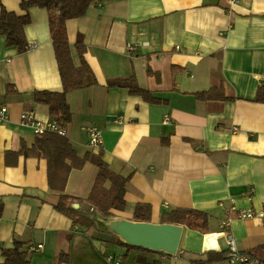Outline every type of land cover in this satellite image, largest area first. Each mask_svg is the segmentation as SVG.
<instances>
[{"label":"crops","instance_id":"1","mask_svg":"<svg viewBox=\"0 0 264 264\" xmlns=\"http://www.w3.org/2000/svg\"><path fill=\"white\" fill-rule=\"evenodd\" d=\"M20 5L21 0H0V12L5 8L30 18L24 26V52L7 45L0 33V105L8 109V120L0 123V264L2 249L15 241L42 245L29 253V264H109L108 253L126 254L129 264H140L137 257L160 264H229L221 219L231 207L264 209V103L254 100L264 85V0L231 5L220 0H104L67 21L68 40L73 47L82 39L97 84L67 94L71 117L66 136L79 155L101 147L111 170L129 176L127 208L113 210L111 220L133 221L136 203L151 205L152 223H158L163 209L211 215L206 234L182 226L171 256L127 249L107 226L103 230L89 223L85 230L73 224L54 208L59 193L48 186L43 157L19 155L16 164L5 163L7 151L34 141L33 127L20 122L21 113L51 120L48 106L35 102L34 92L61 90L48 12L36 6L25 11ZM129 44L135 45L130 52ZM72 58L77 64L74 48ZM147 67L160 73V82L146 73ZM132 74L159 102L108 86ZM219 85L231 100L199 101L193 95ZM91 126L101 131L96 147L88 142ZM96 173L91 163L71 170L65 192L76 198L74 209L97 218L86 202ZM229 230L238 250L264 261V223L234 218ZM223 251V260L208 261L209 253L219 258ZM60 252L67 253L66 262L56 261Z\"/></svg>","mask_w":264,"mask_h":264},{"label":"trees","instance_id":"2","mask_svg":"<svg viewBox=\"0 0 264 264\" xmlns=\"http://www.w3.org/2000/svg\"><path fill=\"white\" fill-rule=\"evenodd\" d=\"M104 0H21V8L25 11L29 7L36 6L45 8L48 12L49 31L57 63V69L61 81V90H36L33 94L37 103L48 106L49 117L61 127L68 124L71 111L66 101L69 92L94 86L97 84L95 76L84 59L85 45L79 37L71 46L67 35V21L82 16L90 6L101 3ZM30 18L28 13L17 15L7 11L5 8L0 12V33L5 35L6 44L15 46L19 53L24 52L28 45L24 36V26L28 24ZM72 48L75 49L78 59L77 64L72 58ZM148 75L154 76L157 82L161 81L158 71L146 68ZM108 86L126 88L130 93L140 95L145 101L157 103L159 100L151 96L148 89L137 84L135 76L132 74L125 78H116L108 83ZM199 101L208 100H231L225 95L223 85L212 86L207 90L193 93ZM254 100L264 103V85L258 86ZM19 155L41 156L46 160L47 182L50 189L59 193L58 200L54 203V208L72 219L76 225L78 217H83L84 222L89 225L93 223L100 229H107L105 223L113 218L112 211H125L127 208L124 200L125 187L129 176H122L111 170L109 164L102 158L103 150L100 147L95 153L86 151L79 155L66 135H59L51 131L35 134L34 141L30 147L22 144L17 151H7L5 163L14 165ZM12 157V158H11ZM86 163H91L97 168L91 189L87 195L86 202L95 210L98 217H88L71 206L76 202V198L65 192L68 176L71 170L81 169ZM1 212V209H0ZM79 212V214H77ZM211 215L205 211L191 208L163 209L159 214V223L175 224L187 227L191 230L206 234L210 231ZM132 219L137 222H150L151 205L148 203H136L132 210ZM127 249L142 247L122 243ZM29 245L15 241L13 247L3 248V261L1 264H29ZM216 254V253H213ZM221 257L209 259L210 262L223 260ZM170 255V254H167ZM212 255V253H211ZM126 258V254L121 255ZM171 256V255H170ZM67 253L60 252L57 262H66ZM140 264H160V261L147 263L143 258L137 257Z\"/></svg>","mask_w":264,"mask_h":264},{"label":"built area","instance_id":"3","mask_svg":"<svg viewBox=\"0 0 264 264\" xmlns=\"http://www.w3.org/2000/svg\"><path fill=\"white\" fill-rule=\"evenodd\" d=\"M211 2L216 0H209ZM228 3L229 5L233 4L236 0H220ZM135 45H127V51H132L135 49ZM8 120V109L5 105H0V123H4ZM168 116L165 117L164 122L168 123ZM20 122L23 124H29L33 127V132L35 134H40L45 131H51L59 135H66L65 127L57 125L52 120L41 121L36 119L32 112H23L20 114ZM88 142L91 146L96 147L100 144L101 141V131L96 126H91L87 129ZM222 206V204H220ZM234 211L235 213H230ZM234 218H257L259 221L264 223V209H236L231 207L227 210V213L220 221V228L225 233L226 243L228 245V253L226 259L229 264H264V261L256 258L248 251H240L235 247L234 239L230 233L229 227L230 223ZM42 245H30L29 251H36L41 248ZM106 260L109 264H129L126 263L123 257L120 254L108 253L106 255Z\"/></svg>","mask_w":264,"mask_h":264},{"label":"water","instance_id":"4","mask_svg":"<svg viewBox=\"0 0 264 264\" xmlns=\"http://www.w3.org/2000/svg\"><path fill=\"white\" fill-rule=\"evenodd\" d=\"M105 226L118 233L130 245L161 250L174 255L177 251L182 226L166 223L109 220Z\"/></svg>","mask_w":264,"mask_h":264},{"label":"rangeland","instance_id":"5","mask_svg":"<svg viewBox=\"0 0 264 264\" xmlns=\"http://www.w3.org/2000/svg\"><path fill=\"white\" fill-rule=\"evenodd\" d=\"M86 220L83 219V217H78L76 220V224L81 228V229H88V225L86 222H84Z\"/></svg>","mask_w":264,"mask_h":264}]
</instances>
